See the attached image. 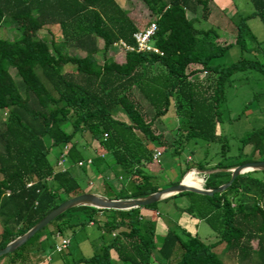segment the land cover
Instances as JSON below:
<instances>
[{
    "label": "trees",
    "instance_id": "obj_1",
    "mask_svg": "<svg viewBox=\"0 0 264 264\" xmlns=\"http://www.w3.org/2000/svg\"><path fill=\"white\" fill-rule=\"evenodd\" d=\"M125 1L146 8L150 13L146 23L136 24L114 0H0V24L8 18L20 28L17 38L0 39V249L63 201L86 193L79 179L89 185L87 160L98 175L100 195L126 200L164 189L145 171L153 151H159L147 143L167 150L171 157L189 148L190 154L199 141L219 143V156L226 158L225 137L217 130L225 88L236 73L254 72L264 80V35L258 40L247 25L249 19H258L264 33V0H245L251 4L250 13L228 20L233 25L231 44H220L213 27L198 28V20L188 16L200 6L204 18L212 0ZM149 22L155 23L153 45L161 54L120 52V62L105 57L118 39L132 45L131 34ZM54 25L59 39L42 38L44 27L48 32ZM232 46L240 53L235 62L212 63ZM70 47L82 55L69 54ZM191 65L198 67L189 69ZM8 69L14 70L18 84ZM199 73H204L203 80L195 78ZM212 75L214 80L207 84ZM171 105L177 126L166 143L152 127ZM119 110L126 121L115 116ZM63 145L67 152L61 169L56 160ZM85 146L92 148L91 155L85 154ZM52 147H58L54 164L47 159ZM246 147L250 151L242 159ZM263 156L261 126L240 139L228 162L209 166L186 161L180 178L194 169L203 178L202 189H214L228 181L231 169L264 161ZM258 172L262 171L238 175L211 196L180 192L162 201L187 198L186 210L196 209L197 218L209 225L216 243L224 244L237 264H264V175L254 176ZM156 204L129 210L70 208L1 256L0 264L30 262V246L38 242L40 248L34 251L45 250L38 240L42 235L58 234L69 245L64 233L89 224L96 232L98 251L67 264H223L212 245L184 229H166L156 243Z\"/></svg>",
    "mask_w": 264,
    "mask_h": 264
},
{
    "label": "rangeland",
    "instance_id": "obj_2",
    "mask_svg": "<svg viewBox=\"0 0 264 264\" xmlns=\"http://www.w3.org/2000/svg\"><path fill=\"white\" fill-rule=\"evenodd\" d=\"M114 1L121 9L127 10L129 16L138 25H143L146 23L148 18H150V13H148L146 8L142 7L140 3H134V5L133 2H127L125 0ZM245 7V9L248 8L247 6ZM197 17H199V23H196V27L202 29L208 28L209 25L205 24L201 13H199ZM234 20L236 19L234 18ZM247 25L251 33L258 40L263 38V29L258 19L248 20ZM45 29L46 27H44V29L40 32L42 38L48 40L49 36L53 35L56 40L59 39L60 31L57 25L48 27V32H44ZM19 34L20 28L14 21L8 18L3 19L0 24V39L12 40L17 38ZM70 45H72V42ZM68 51L71 55H82L81 51L73 49L72 47H70ZM101 51V45L99 44V50L97 52V62L99 64L102 62ZM104 55L105 57L111 58L117 62H120L123 58L122 54L117 49L107 50ZM239 55L240 53L238 48L236 46H232L222 57L215 59L212 63L219 64L221 66H228L235 62ZM8 72L12 76L13 80L18 84L20 80L16 77L14 70L8 69ZM204 76V74H199L196 75L195 78L203 80ZM214 78V75L210 76V78L206 79V83H211ZM232 78L235 79V81L228 84L225 88V99L221 106V115L217 125L218 133L225 137L224 143L227 148V151L225 152L226 158L223 160L219 156L221 152L219 143L204 144L199 141L197 142V147L192 146V152L190 154H188L189 148L183 150L181 154L175 157H171L167 150L161 151L162 148L157 145L154 146L151 143H147L150 149L155 147L154 149L159 150L160 153L157 161H152V163L148 164L145 168L147 173L154 176L153 182L159 187V189L166 188L168 184L179 179L181 181L184 179L185 175L191 172L190 170L187 171L180 178V172L185 169L186 161H193V163L199 161L204 163L207 162V165L209 166L218 161L228 162L236 155L240 139H242L248 132L264 126V80L254 72L236 73ZM115 116L118 119L126 120V117L121 110H119ZM176 126L177 117L171 105L167 113L160 117L158 122L154 123L152 131L154 134L161 133L164 141L168 143ZM64 130L68 132L69 126H64ZM85 142V140L81 139V143L85 144ZM190 144L191 143H189L188 146H190ZM56 149L57 147H52L47 156L50 164H54L55 162ZM84 151L85 154L91 155L92 148L90 146H85ZM249 151L250 148L246 147L243 150V156L241 158H246ZM262 175H264L263 171L254 174L256 177H260ZM193 176L199 178V173H196L195 171ZM224 179L226 178H222L221 180ZM216 180L217 179H215V181ZM98 181L99 179L97 182ZM79 185L82 191L89 192L92 190V187L88 188L87 181L84 178L79 179ZM189 205L190 203L188 199H185L184 197L181 199H167L166 201L159 200L157 202L156 210L159 213L157 223H159L160 227L156 229V243L160 242L166 229H184L190 234H195L204 244L212 245V251L217 255L223 264H237L236 257L225 249L224 244L216 243V234L210 229L209 225L203 220H199L197 218L196 209L190 207L189 210H186ZM47 228H50V226ZM95 233V230L92 228H82L76 230L75 233L66 231L64 235L69 239L68 248L64 249L61 253H53V250L49 251L48 256L53 257V259L48 264H55L56 258H58L57 264H67L76 258L88 257L92 253L97 252L98 243L96 240H94V242H90L85 238V235H87L88 238H92ZM253 245H255V243ZM176 254H179V250L176 251Z\"/></svg>",
    "mask_w": 264,
    "mask_h": 264
},
{
    "label": "water",
    "instance_id": "obj_3",
    "mask_svg": "<svg viewBox=\"0 0 264 264\" xmlns=\"http://www.w3.org/2000/svg\"><path fill=\"white\" fill-rule=\"evenodd\" d=\"M252 171H264V161H253L240 164L230 170V176L226 183L219 185L214 189H195L190 187H185L182 185L181 181L174 185L166 187L160 191L149 194L143 198L136 199H126V200H110L104 196L97 195L94 193H83L60 203L56 208L47 213L42 219H40L35 225H33L27 232L23 235L16 237L12 241L8 242L3 248L0 249V257L13 252L16 248L22 245L29 237L34 233L46 226L52 219L61 214L62 212L77 206H88L96 209H106V210H129L133 208L143 207L166 197L174 195L180 192H191L198 195L211 196L213 193H219L226 189L231 182L243 173Z\"/></svg>",
    "mask_w": 264,
    "mask_h": 264
},
{
    "label": "crops",
    "instance_id": "obj_4",
    "mask_svg": "<svg viewBox=\"0 0 264 264\" xmlns=\"http://www.w3.org/2000/svg\"><path fill=\"white\" fill-rule=\"evenodd\" d=\"M245 6H247L248 8L245 9L246 8ZM207 7L209 11H208V14L204 17L205 24L206 25L208 24L209 25L208 27H213L216 30V33L218 35L217 41L220 44H231L234 40L233 25L232 23L230 24L229 21H232V20L234 21V18L237 17L238 15H241V16L248 15L251 11V4L245 0H234V1L233 0H212L211 2L208 3ZM199 13H201L200 6H196L194 8V11L191 12V14L188 13V16L190 18H195L199 20L200 16L197 17ZM197 67L198 66L191 65L189 66V69H193ZM199 74H202V73H199ZM57 151H58V147L56 149L55 155L57 154ZM86 170L88 173L87 177L89 178L88 188L92 187V190L86 193H94V194L100 195V188L98 185H95L97 184L98 175L94 172L93 167L90 164H87ZM94 186H97V187H94ZM178 199H181V198H178ZM159 227L160 226L158 223V228ZM86 228H92V225L89 224ZM95 237H96V234L92 238H88L87 235H85L86 240H89L90 242H94L92 240H94ZM38 240L41 241L42 246L44 247L45 250L39 249L38 251H34L36 248L38 247L40 248V245L38 246V242L30 246L29 250H30V255H31L32 260L28 262L27 264H48L53 259V257L48 256V252L52 251L51 246L57 243L58 239L57 238L55 239L54 236L48 237L46 235H42L40 236ZM252 247H254V245H252ZM57 263H58V258L55 259V264Z\"/></svg>",
    "mask_w": 264,
    "mask_h": 264
},
{
    "label": "built area",
    "instance_id": "obj_5",
    "mask_svg": "<svg viewBox=\"0 0 264 264\" xmlns=\"http://www.w3.org/2000/svg\"><path fill=\"white\" fill-rule=\"evenodd\" d=\"M156 26L154 22H149L145 25L144 28L141 30H137L131 34V39L133 41L132 45L125 43L123 40L118 39L111 44L112 49H117L119 52L126 53V52H134V53H155L161 54L157 48L153 45V38L155 35ZM204 74V73H203ZM60 154L58 159L56 160V165L59 166L61 169H64L65 164V154L67 152V147L65 145L61 146ZM159 156V151H153L152 160L157 161ZM87 164L90 163V160L86 161ZM192 175L195 174V170H190ZM197 173V171H196ZM200 178V187L203 183V178L199 174ZM30 184H27L29 186ZM55 238L58 239V242L53 245L54 252H61L63 251L67 245L68 240L66 238H60L58 234L55 235Z\"/></svg>",
    "mask_w": 264,
    "mask_h": 264
},
{
    "label": "bare ground",
    "instance_id": "obj_6",
    "mask_svg": "<svg viewBox=\"0 0 264 264\" xmlns=\"http://www.w3.org/2000/svg\"><path fill=\"white\" fill-rule=\"evenodd\" d=\"M181 183L185 187L199 189L200 187V179L193 176L191 173L184 176V179L181 180Z\"/></svg>",
    "mask_w": 264,
    "mask_h": 264
}]
</instances>
